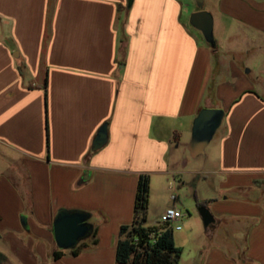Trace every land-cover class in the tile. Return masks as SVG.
Returning <instances> with one entry per match:
<instances>
[{"label": "crops", "instance_id": "crops-1", "mask_svg": "<svg viewBox=\"0 0 264 264\" xmlns=\"http://www.w3.org/2000/svg\"><path fill=\"white\" fill-rule=\"evenodd\" d=\"M218 7L264 31V2ZM198 10L192 0H0L1 260L118 264L148 175L149 225L169 207L193 217L199 203L215 217L204 238L192 218L174 231L182 255L201 238L185 264H264V84L194 31L186 17ZM204 109L225 114L193 156ZM61 209L89 213L98 243L55 260Z\"/></svg>", "mask_w": 264, "mask_h": 264}, {"label": "water", "instance_id": "water-1", "mask_svg": "<svg viewBox=\"0 0 264 264\" xmlns=\"http://www.w3.org/2000/svg\"><path fill=\"white\" fill-rule=\"evenodd\" d=\"M129 1V8L133 0ZM199 8L190 16V24L199 30L207 43L217 47L214 35V15L204 9L205 0H195ZM224 111L220 109H204L200 112L194 122L193 137L189 150L193 156L203 154L212 141L215 133L221 126L224 118ZM107 140V129L103 128L95 143V148H100ZM199 213L206 228L216 223L215 217L207 206L199 207ZM89 213L77 210L58 211L54 219V231L56 243L61 250L74 249L79 243L86 240L92 233L93 225L89 222Z\"/></svg>", "mask_w": 264, "mask_h": 264}, {"label": "trees", "instance_id": "trees-1", "mask_svg": "<svg viewBox=\"0 0 264 264\" xmlns=\"http://www.w3.org/2000/svg\"><path fill=\"white\" fill-rule=\"evenodd\" d=\"M149 196L150 179L148 175H142L136 198L135 220L120 229L118 264H179L182 250L175 244L174 230L168 224L159 222L149 225L147 222ZM203 206L206 204L199 203V207ZM97 243V230L93 228L91 235L71 249V252L76 256L90 244ZM63 255L64 251L59 250L53 256L58 260Z\"/></svg>", "mask_w": 264, "mask_h": 264}, {"label": "rangeland", "instance_id": "rangeland-1", "mask_svg": "<svg viewBox=\"0 0 264 264\" xmlns=\"http://www.w3.org/2000/svg\"><path fill=\"white\" fill-rule=\"evenodd\" d=\"M221 0H205L204 9L213 13L214 18L216 19V24L214 27L215 39L220 46V53H226L230 59L236 58L242 62L247 68H253L256 75L261 76L262 82L264 84V31H259L252 27H249L243 23L235 21L232 17L223 16L222 12L219 10L218 4ZM253 2H264V0H250ZM192 4L197 8V3L195 0H192ZM190 16L186 17V20L190 23ZM202 39H205L203 34L193 28ZM206 41V40H205ZM207 42V41H206ZM232 52L229 54V52ZM187 216V218H185ZM192 218V222L200 225L201 233L203 238L205 237L207 231L213 227L210 226L206 228L203 220L200 216L199 210L192 216L187 212L184 216L185 219ZM158 219V216L155 214H148V224H153ZM197 229V228H196ZM195 235H197L195 233ZM198 239L197 241L191 243H183L184 252L182 255L181 264H185L188 257L191 254L195 253L196 247H198L201 242L200 237H194ZM192 256V255H191ZM0 264H11L4 262L0 258Z\"/></svg>", "mask_w": 264, "mask_h": 264}, {"label": "built area", "instance_id": "built-area-1", "mask_svg": "<svg viewBox=\"0 0 264 264\" xmlns=\"http://www.w3.org/2000/svg\"><path fill=\"white\" fill-rule=\"evenodd\" d=\"M184 212L176 207L167 208L160 217V223L168 224L174 231L183 229L182 221L184 219Z\"/></svg>", "mask_w": 264, "mask_h": 264}]
</instances>
